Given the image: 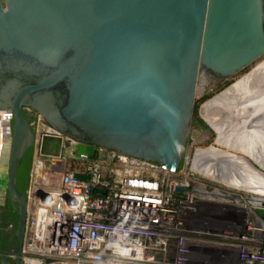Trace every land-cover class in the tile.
I'll list each match as a JSON object with an SVG mask.
<instances>
[{"label":"water","instance_id":"water-1","mask_svg":"<svg viewBox=\"0 0 264 264\" xmlns=\"http://www.w3.org/2000/svg\"><path fill=\"white\" fill-rule=\"evenodd\" d=\"M263 54L264 0H0V206L17 215L0 264H21L28 204L15 177L34 142L25 112L77 143V156L97 147L177 171L200 83ZM51 147L40 155L58 158L61 140Z\"/></svg>","mask_w":264,"mask_h":264},{"label":"built area","instance_id":"built-area-1","mask_svg":"<svg viewBox=\"0 0 264 264\" xmlns=\"http://www.w3.org/2000/svg\"><path fill=\"white\" fill-rule=\"evenodd\" d=\"M76 145L61 139L57 186L43 185L40 166L31 167L21 264H227L233 248V264H264L263 223L239 233L232 225L185 223L183 213L199 196L186 168L168 170L97 147L93 158L77 156Z\"/></svg>","mask_w":264,"mask_h":264},{"label":"bare ground","instance_id":"bare-ground-1","mask_svg":"<svg viewBox=\"0 0 264 264\" xmlns=\"http://www.w3.org/2000/svg\"><path fill=\"white\" fill-rule=\"evenodd\" d=\"M253 62L245 66L247 72L240 74L243 67L223 77L221 82L230 83L201 106L200 116L216 138L213 145L195 150L191 169L216 183L264 197V60L252 66ZM4 130L0 125V144ZM59 140L42 138L41 151L56 149Z\"/></svg>","mask_w":264,"mask_h":264},{"label":"rangeland","instance_id":"rangeland-1","mask_svg":"<svg viewBox=\"0 0 264 264\" xmlns=\"http://www.w3.org/2000/svg\"><path fill=\"white\" fill-rule=\"evenodd\" d=\"M262 60H264V56L254 61L251 65L253 66L258 64ZM248 69L249 66L245 67L240 71V74L247 72ZM229 83V81H223L214 87H202V82L200 83L202 90L199 88L195 94L193 109L194 116H192V122H195L197 119L204 122L200 116L201 106L215 94L223 90ZM34 117L35 119H32V122L29 123L35 140L32 147L33 161L35 160L36 162L35 166H39V162L45 163L43 175L48 177L47 179L50 180L49 182H51L54 186H57L59 183V174L57 172V167H54L57 158L50 156L43 157L40 155V147L43 136H52L54 133L52 128L44 120H41V124L37 128V115ZM200 128L201 127L196 128L190 125L189 137L187 139L182 158V167L187 169V173L189 172L188 178L191 182V186L194 185V190H196V193L199 195L198 200L195 204H193V208L186 210L183 213L185 223L187 225H197L203 227L206 225L208 227L214 226L215 228H227L232 225L235 227V230L237 229L238 233L242 231L244 225L264 224V220L259 218L255 213V209L261 208L260 203L264 200L263 196L216 183L206 179L191 169V162L195 150L213 145L216 138L215 132L212 131V129L210 130L207 128L206 130H202ZM55 136H57V134ZM57 137H60L61 139L63 138L62 135H58ZM67 155L69 160L76 159L75 154L70 156L67 152ZM33 161L31 167L33 166ZM56 166H58V164ZM261 172L264 173V171ZM216 242L219 244L225 243L223 240H217ZM208 253L211 255L206 254V257L211 259H216L218 256V253ZM235 254L236 253L233 248L226 255L227 264L234 263Z\"/></svg>","mask_w":264,"mask_h":264},{"label":"trees","instance_id":"trees-1","mask_svg":"<svg viewBox=\"0 0 264 264\" xmlns=\"http://www.w3.org/2000/svg\"><path fill=\"white\" fill-rule=\"evenodd\" d=\"M25 118L28 120V117L26 115H25ZM195 122L201 127L202 130L207 129V126L201 120L197 119ZM32 161H33V150L29 149L27 152H25L24 156L19 161L18 167H17L16 186H17V189L25 196H26V192L29 186L28 177H29V173L31 170ZM181 167H182V162L179 163V168ZM1 217L4 219H8V221L5 222L4 224L0 223V254L4 253L5 251L9 249V245L11 243H9L7 240H8V237L13 236V232H11L10 234H6V236H3L1 233V229L7 227L8 225H11V228L14 231L16 227V223H17V215L14 211H12L9 204L7 205L6 211L1 213L0 218ZM13 240H14V237H13Z\"/></svg>","mask_w":264,"mask_h":264},{"label":"flooded vegetation","instance_id":"flooded-vegetation-1","mask_svg":"<svg viewBox=\"0 0 264 264\" xmlns=\"http://www.w3.org/2000/svg\"><path fill=\"white\" fill-rule=\"evenodd\" d=\"M24 115H26L27 117H28V122L30 123V122H32V119H35V117L34 116H36V115H34V113H29V112H25V114ZM193 127H196V128H199L200 126L197 124V123H195V122H192V124H191ZM201 129V128H200ZM16 177H17V175H16ZM15 177V178H16ZM16 183H17V178H16ZM9 203L8 202H4V204L3 205H1L0 206V215H1V213L2 212H4V211H6V208H7V205H8ZM10 205V204H9ZM8 218V217H7ZM8 221V219H4V218H0V223H5V222H7ZM11 225H8L7 227H5V228H2L1 229V233H2V235L3 236H6V234H10L11 232H13V229L11 228ZM6 230V231H5ZM13 237L14 236H11V237H8V242L9 243H11L10 245H9V249L8 250H11L12 248H13V244H14V242L12 241L13 240ZM10 264H13V262L12 261H10L9 262Z\"/></svg>","mask_w":264,"mask_h":264},{"label":"crops","instance_id":"crops-1","mask_svg":"<svg viewBox=\"0 0 264 264\" xmlns=\"http://www.w3.org/2000/svg\"><path fill=\"white\" fill-rule=\"evenodd\" d=\"M34 165H35V160L33 161ZM44 164L45 163H41L39 162L38 165L40 166L41 169L38 170V177H39V181L44 185V184H50L51 182H49L50 180H48L46 176L43 175V172H44ZM37 165V164H36ZM35 167H38V166H35ZM54 167H56V163L54 165ZM55 169V168H54ZM59 174V173H58ZM48 180V181H47ZM59 184V183H58Z\"/></svg>","mask_w":264,"mask_h":264}]
</instances>
